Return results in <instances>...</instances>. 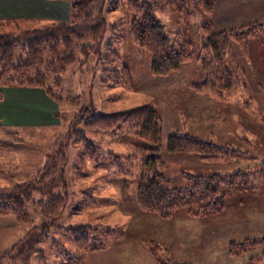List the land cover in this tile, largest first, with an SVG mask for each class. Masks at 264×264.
I'll use <instances>...</instances> for the list:
<instances>
[{"label": "rangeland", "instance_id": "rangeland-1", "mask_svg": "<svg viewBox=\"0 0 264 264\" xmlns=\"http://www.w3.org/2000/svg\"><path fill=\"white\" fill-rule=\"evenodd\" d=\"M70 1L37 0L40 6L30 8L14 0L8 3V12L22 17L16 18L19 28L32 29L40 20L21 15L48 17L54 10V20H67ZM107 1L100 13L107 31L99 54L84 57L78 47L65 69L56 73L58 80L54 75L47 77L46 89L56 101L41 88L22 87L33 89L43 99L27 98L20 104L32 116L25 119L27 125L10 116L0 118L4 123L0 125V187L34 179L57 143L67 139L71 119L84 106L97 114L142 106L155 109L161 126L158 155L165 161L170 185L182 186L184 175H229L241 170L248 185L264 187V36L247 38L244 48L233 47L234 86L223 87L218 81L202 89L199 83L204 81V72L195 59L208 35L202 25L209 23L216 32L257 18L264 20V0H175L174 5L168 3L171 0H142L152 2L168 34L179 39L184 35L192 45L193 58L164 76L150 72L149 53L133 42L130 21L134 10L127 8L126 0ZM113 1L119 2L118 8H111ZM206 2L210 12L204 9ZM12 27L0 24V32ZM82 44L91 41L77 43ZM7 87L0 88V106L14 105L3 99ZM12 121L14 125L9 124ZM76 130L85 138L66 141L65 209L55 226L45 229V238L38 240L29 264H155L150 249L161 264H245L264 249L257 245L242 251L236 246L238 256L231 257L226 248L228 241L264 236V198L258 205L225 207L207 215L187 216L183 208L167 218L143 213L134 201L139 180L135 144L145 145L146 140L131 135L125 126L104 130L80 125ZM173 133L228 146L240 156H231L229 162H202L194 151L169 152L166 140ZM247 194L235 195L246 200ZM39 196L33 194V199ZM226 203L232 204L231 198ZM26 211L29 219L20 224L10 215L0 218V253L13 248L33 226L42 229L39 208L30 203Z\"/></svg>", "mask_w": 264, "mask_h": 264}, {"label": "trees", "instance_id": "trees-1", "mask_svg": "<svg viewBox=\"0 0 264 264\" xmlns=\"http://www.w3.org/2000/svg\"><path fill=\"white\" fill-rule=\"evenodd\" d=\"M173 1L175 0L168 3L174 5ZM142 2L126 0L127 8L134 10V17L130 21V34L133 42L149 53L150 72L158 76L168 75L176 70L180 63L193 58L192 45L184 39V35L179 39L176 34L173 36L168 34L162 22L155 16L151 7L152 2ZM106 3L109 4L110 1L71 0L69 19L40 20L39 25L32 29L19 28L16 18L3 19L0 22L1 26L13 24V27L0 32V88L35 87L43 89L50 95L46 89L47 77L54 75V80H58L55 77L56 73L63 71L70 63L75 49L79 47L77 51L84 57L99 54L107 31L106 21L100 16ZM117 4L119 2L113 1L111 8H118ZM203 6L206 12L212 9L207 2ZM182 7L181 3L180 10L184 11L185 4ZM258 19L216 32L209 23L201 26L208 33L205 43L195 56L204 72V81L199 83L202 89H209L218 81L223 87L236 85L237 75L230 67L233 47L244 45V48L247 38L264 36V20ZM84 39H89L91 44L78 46L77 43ZM51 99L56 101L53 96ZM158 119L156 110L150 106L110 114H97L90 106L81 107L70 121L67 139L61 144L57 143L58 146H55L34 179L10 187H0V218L10 215L16 223L26 222L29 219L26 205L33 203L39 208L43 221L41 230L33 226L13 248L1 252L0 264H29L38 240L45 238V229L53 224L55 226L56 220L61 216L67 201V184L64 180L68 164L66 141L69 143L78 138H85L76 130L80 125L84 129L104 130L125 126L131 135L146 140L145 145L135 144L139 156V180L134 201L143 213L167 218L176 209L183 208L187 216L207 215L214 211L218 212L220 208L225 210V207L238 208L237 206L246 204L250 207L261 202L264 198L262 191L264 187H260L261 184L248 185V182L242 179L244 171L241 170L229 175L221 173L184 175L182 186L170 185L165 161L158 155L161 145V126ZM166 150L194 151L202 162L222 159H228L229 162L231 156H240L233 149L229 150L228 146L204 141L192 134L169 135ZM246 192L248 193L246 198L249 196L246 200L235 195ZM33 194L40 196L34 200ZM230 198L232 204L227 205L226 202ZM257 245L264 246V236L244 237L238 242L228 241L226 248L229 256L233 257L238 256L236 246L242 251H247ZM150 252L155 264H161L156 252L153 249H150ZM245 264H264V249L257 256H250Z\"/></svg>", "mask_w": 264, "mask_h": 264}, {"label": "crops", "instance_id": "crops-1", "mask_svg": "<svg viewBox=\"0 0 264 264\" xmlns=\"http://www.w3.org/2000/svg\"><path fill=\"white\" fill-rule=\"evenodd\" d=\"M37 0H22L25 7H27V3L29 5H31L30 8L32 7H39L40 5L36 3ZM8 3H14V0H4L2 2H0V18L5 19V18H22L20 17V15H12L10 12H8V6H10ZM34 7V8H35ZM52 8L54 9V4H52ZM15 16V17H14ZM21 16H25L28 17V19H36V20H49V19H54V10L52 15H48V17H39L38 14L36 13H31L30 15H21ZM3 89V88H2ZM5 90L2 92L3 94V99L5 101V103H14L13 106H5V105H1L0 106V118L4 117L7 119L8 116H10V118H12L16 123L18 124H25L26 118H30L32 116H28L27 112L25 109H22L20 104L22 102L25 101V99L27 98H32V99H39V100H43L42 96L37 95V93L30 88H22V87H7L4 88ZM6 116V117H5ZM40 116V115H39ZM42 117V116H40ZM1 121V120H0ZM8 123V122H7ZM9 124H15L10 123ZM0 125H4V123L0 122ZM27 125V124H25ZM34 125H37L36 123ZM24 126V125H23Z\"/></svg>", "mask_w": 264, "mask_h": 264}]
</instances>
